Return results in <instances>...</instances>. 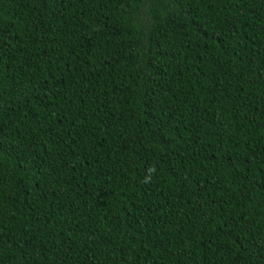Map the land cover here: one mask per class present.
<instances>
[{"label": "trees", "instance_id": "1", "mask_svg": "<svg viewBox=\"0 0 264 264\" xmlns=\"http://www.w3.org/2000/svg\"><path fill=\"white\" fill-rule=\"evenodd\" d=\"M0 264H264V0H0Z\"/></svg>", "mask_w": 264, "mask_h": 264}, {"label": "clouds", "instance_id": "2", "mask_svg": "<svg viewBox=\"0 0 264 264\" xmlns=\"http://www.w3.org/2000/svg\"><path fill=\"white\" fill-rule=\"evenodd\" d=\"M146 182H150V177H145Z\"/></svg>", "mask_w": 264, "mask_h": 264}]
</instances>
